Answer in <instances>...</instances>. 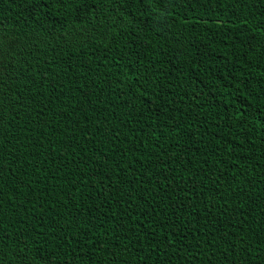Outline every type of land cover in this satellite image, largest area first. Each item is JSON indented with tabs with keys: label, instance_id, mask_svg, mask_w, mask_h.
<instances>
[{
	"label": "trees",
	"instance_id": "obj_1",
	"mask_svg": "<svg viewBox=\"0 0 264 264\" xmlns=\"http://www.w3.org/2000/svg\"><path fill=\"white\" fill-rule=\"evenodd\" d=\"M0 264H264V0H0Z\"/></svg>",
	"mask_w": 264,
	"mask_h": 264
}]
</instances>
